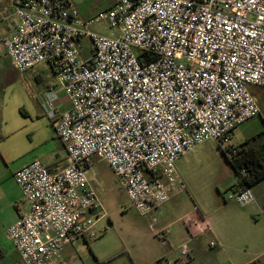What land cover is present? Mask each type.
I'll list each match as a JSON object with an SVG mask.
<instances>
[{"label":"built area","instance_id":"obj_1","mask_svg":"<svg viewBox=\"0 0 264 264\" xmlns=\"http://www.w3.org/2000/svg\"><path fill=\"white\" fill-rule=\"evenodd\" d=\"M2 21L11 66L46 63L55 74L38 101L65 153L54 171L34 159L13 173L29 210L6 236L25 264H68L65 247L96 238L104 214L87 177L96 160L154 220L185 189L182 156L212 140L232 157L234 130L260 115L250 89L264 90V0H118L86 19L69 0H9ZM232 199L246 206L254 196L238 188Z\"/></svg>","mask_w":264,"mask_h":264},{"label":"rangeland","instance_id":"obj_2","mask_svg":"<svg viewBox=\"0 0 264 264\" xmlns=\"http://www.w3.org/2000/svg\"><path fill=\"white\" fill-rule=\"evenodd\" d=\"M116 1L69 0L77 12H101ZM103 32L110 35L115 31L105 29ZM89 43V39L82 40V59L89 55ZM37 74L40 79L36 78ZM51 84L56 85V77L46 63L20 73L8 59L0 58V118L8 125L26 120L24 111L31 112L37 95ZM253 89L263 92L261 88ZM255 98L258 104L262 102L259 97ZM262 129V119L255 117L235 130L231 144L236 147L240 140ZM175 171L185 189L173 190L169 200L153 212L152 220L130 206L110 168L104 161L96 160L88 168L87 177L91 180L104 215L97 220L96 238L76 240L63 251L68 264H181L183 244L187 249L196 246L208 252L206 241L209 237L205 235L200 240L189 242L184 224L198 212L196 204L204 207V213L218 225L225 222V209L240 211L238 204L229 199L233 196L231 187L234 173L221 147L212 140L195 146L182 156L175 163ZM224 201L229 204L222 209L220 204ZM4 232L0 225V247L4 243Z\"/></svg>","mask_w":264,"mask_h":264},{"label":"crops","instance_id":"obj_3","mask_svg":"<svg viewBox=\"0 0 264 264\" xmlns=\"http://www.w3.org/2000/svg\"><path fill=\"white\" fill-rule=\"evenodd\" d=\"M8 3L9 0H0V9ZM99 12L78 13L81 18L86 19ZM0 28L7 32L8 21H2ZM103 31L105 29L100 30ZM0 58L8 59L1 51ZM36 78L40 79V75L37 74ZM53 85H47L40 94ZM253 88L250 89L251 93L262 99V102L257 103L260 109V115L257 117H260L264 124V90L262 89V92ZM40 94L37 95L31 112L24 111L26 120L8 125L0 118V225L2 231H5L4 243L0 247V261L4 264H25L6 236L7 229L29 210L20 188L13 179V173L34 159L41 160L50 171L65 165L64 148L56 136L53 125L41 113L38 101ZM234 133L235 130L233 137ZM262 142L264 129L243 138L237 146L241 144L256 146ZM235 183L234 175L232 192L235 191ZM250 190L254 201L246 206L238 205L241 208L238 213L225 209V222L221 225L217 222L214 224L213 219L204 213V207L196 204L198 212L185 222L186 225L184 224L189 235L188 241L200 240L207 235L209 240L206 241V245L209 251L196 246L189 248L188 256L181 264H250L255 260H260L264 264V179ZM228 204V201H224L220 206L224 209ZM67 248L65 247L63 251Z\"/></svg>","mask_w":264,"mask_h":264},{"label":"trees","instance_id":"obj_4","mask_svg":"<svg viewBox=\"0 0 264 264\" xmlns=\"http://www.w3.org/2000/svg\"><path fill=\"white\" fill-rule=\"evenodd\" d=\"M225 158L236 177L234 190L250 189L264 179V142L256 146H236V153ZM243 170L245 175L242 174Z\"/></svg>","mask_w":264,"mask_h":264}]
</instances>
